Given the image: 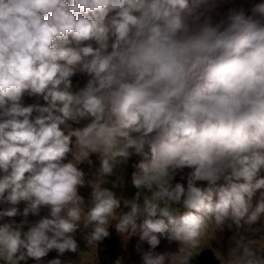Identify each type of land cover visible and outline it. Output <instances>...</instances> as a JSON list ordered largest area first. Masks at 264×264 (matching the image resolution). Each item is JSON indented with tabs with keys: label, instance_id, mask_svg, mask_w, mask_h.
<instances>
[{
	"label": "clouds",
	"instance_id": "obj_1",
	"mask_svg": "<svg viewBox=\"0 0 264 264\" xmlns=\"http://www.w3.org/2000/svg\"><path fill=\"white\" fill-rule=\"evenodd\" d=\"M216 3L0 0V202L27 201L24 217H37L0 229V264H26L53 249L75 253L81 224L97 245L112 221L135 233L144 217L140 239L151 248L160 236L199 248L210 226L264 217V192L253 203L264 189L255 179L264 170V25L243 10L214 24L206 13ZM77 72L89 78L72 92ZM26 92L46 106H23ZM93 153L100 168L86 181L78 166ZM133 155L143 158L133 186L151 195L141 204L138 192L120 214L121 200L102 185ZM184 167L194 168L187 189L173 187ZM86 184L87 204L79 194ZM233 239L227 264H264V240ZM190 256L180 250L170 264ZM143 259L165 264L163 254Z\"/></svg>",
	"mask_w": 264,
	"mask_h": 264
},
{
	"label": "rangeland",
	"instance_id": "obj_2",
	"mask_svg": "<svg viewBox=\"0 0 264 264\" xmlns=\"http://www.w3.org/2000/svg\"><path fill=\"white\" fill-rule=\"evenodd\" d=\"M252 7V0H217L216 6L211 11L207 12L206 15L210 16L212 22L218 23L222 20H226L230 10H243L246 17L248 16L249 10ZM258 7H261V10H257L255 15L257 19L255 20V24L264 25V0H261V4H258ZM88 76L85 73L77 72L76 75L71 77L72 82V92L78 91L80 88H83L88 80ZM20 103L23 106L30 105H40L46 106V102L43 100V97L40 95H29L27 92L22 96ZM38 113L33 112L32 118L34 119ZM83 124L77 125L72 123V130L76 128L82 127ZM68 130H65V134L67 135ZM75 137H72L73 146L75 144ZM139 156L133 155L127 162L118 164L111 176H108L107 183L102 185L104 188H108L115 192L116 196L121 200V206L118 209V213L124 214L130 211L129 207H126L124 201L133 200L137 193H140L139 203L143 204L144 196H150L151 193L147 189H137L133 186L132 183V172H129L130 167L134 160H136ZM71 154H69L68 159L70 160ZM91 164L84 162L80 164L78 167L84 171L85 179L94 180L98 173V169L100 168V158L99 155L93 153L90 155ZM67 162V160L65 161ZM138 171V170H137ZM135 171V172H137ZM194 171V168L184 167L182 169H177L174 174V178L171 183L173 187L175 184H182L185 189H187V182L190 176V173ZM130 173H132L130 175ZM261 179H264V170H261ZM129 174V176H128ZM126 177H130V183L127 185ZM219 184H223L224 181L221 180L218 182ZM115 185V186H114ZM207 182L198 181L197 186L205 187ZM91 187L89 185H85L79 189V194L84 197L85 203L87 204L90 200L91 195ZM264 192V189L257 190L256 194L253 197V203L255 204L260 197V193ZM28 206L27 201H20L16 205H11L9 203L0 202V212H3L7 209L15 207L17 209V213L14 216H6L0 215V229H2L5 225H18L25 219L29 222L37 219V217L28 215L27 218L24 217L23 212L24 209ZM174 207L182 209L181 205H173ZM44 213H42L43 215ZM144 217H141L137 220L138 228L135 233L129 229L128 232L121 233L124 239L128 240V255H132L133 257H141L143 259V254L146 252H151L155 255H165V264H170V257L172 255H178L181 250V256L191 254L193 261L195 264H227V258L230 250L235 247V241L233 237H239V235H246L249 238L264 240V217H262L255 224L248 225L241 222V226L238 227L233 221L229 220L224 225L223 229H217L214 232V226H210L208 233L205 238L202 240L199 248H191L189 246H185L184 248L181 242L169 240L165 236H160V243L156 248H151V246L147 243V241H141V229L139 225L143 223ZM110 226L113 227L114 231L116 230V224L111 222ZM259 229V231H254ZM27 230V227H25ZM88 231L90 229L85 228L83 224H81L80 229L75 234V238L78 243V251L70 252L66 251L63 255H60L57 250L53 249L48 252V254L42 257L39 260H35L32 258L28 259L29 264H49L53 259H60L61 264H92L93 255L95 254V244H89L85 239ZM159 235V234H158ZM262 247H264V242H262ZM182 248V249H181ZM123 249V247H121ZM125 253V252H124ZM264 254V253H262ZM141 261V260H140ZM145 264V263H144Z\"/></svg>",
	"mask_w": 264,
	"mask_h": 264
},
{
	"label": "crops",
	"instance_id": "obj_3",
	"mask_svg": "<svg viewBox=\"0 0 264 264\" xmlns=\"http://www.w3.org/2000/svg\"><path fill=\"white\" fill-rule=\"evenodd\" d=\"M136 160H134V161H136ZM134 161H133V163H134ZM259 174L261 175V173H259ZM126 179H127V177H126ZM112 222H113V224H116V221H112ZM109 228L111 229V233H112L111 238H112L113 242L115 243L116 247H118L120 249H121V247H123V249H121V251L123 252V258L117 259L114 252H113L111 255L112 261L115 262L116 264H144L145 263L144 259H142L141 257H133L131 254L128 255V240L124 239L122 235L118 234L119 231L117 230V228L115 231H114L113 227L110 225H109ZM94 255H93L92 264H94V262H95L94 261ZM20 264H25V262L21 261ZM26 264H29L28 260H27ZM188 264H195L192 257H189Z\"/></svg>",
	"mask_w": 264,
	"mask_h": 264
},
{
	"label": "built area",
	"instance_id": "obj_4",
	"mask_svg": "<svg viewBox=\"0 0 264 264\" xmlns=\"http://www.w3.org/2000/svg\"><path fill=\"white\" fill-rule=\"evenodd\" d=\"M109 236L95 245L94 264H116L112 261L111 255L114 252L117 259L123 258V252L116 247L111 238V229L108 228Z\"/></svg>",
	"mask_w": 264,
	"mask_h": 264
},
{
	"label": "trees",
	"instance_id": "obj_5",
	"mask_svg": "<svg viewBox=\"0 0 264 264\" xmlns=\"http://www.w3.org/2000/svg\"><path fill=\"white\" fill-rule=\"evenodd\" d=\"M258 4H261V0H252V7L249 10L248 16L247 18L250 20V22L254 23L255 20L257 19V16L255 15L257 10H261V7H258ZM142 157H139L136 161H134V163L132 164V166L129 169V172L131 171L132 173H134L135 171L138 170V168L136 167V165L142 160ZM130 173V175L132 174ZM129 176V174H128ZM261 175L258 174V176L255 179H260ZM130 183V177H127V185H129ZM118 211V210H117Z\"/></svg>",
	"mask_w": 264,
	"mask_h": 264
}]
</instances>
